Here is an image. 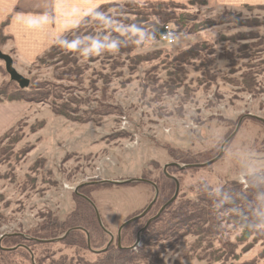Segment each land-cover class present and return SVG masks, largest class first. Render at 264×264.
Returning a JSON list of instances; mask_svg holds the SVG:
<instances>
[{
	"label": "rangeland",
	"instance_id": "374dc122",
	"mask_svg": "<svg viewBox=\"0 0 264 264\" xmlns=\"http://www.w3.org/2000/svg\"><path fill=\"white\" fill-rule=\"evenodd\" d=\"M159 3L163 2H114L63 36H75V50L66 48L62 53L77 58L80 82L57 78L58 71L67 68L63 61L37 59L20 66L14 60L31 83L58 85L52 89L60 96L58 103H68L77 120L56 115L50 102L5 101L13 114L7 124V110L0 107V236L19 233L30 239L43 225L72 220L83 185L98 184L86 196L94 201L110 232L108 241L113 237L115 242L121 224L144 210L155 196L150 183L124 181L155 180L166 164L177 163L173 175L180 193L175 207L186 201L201 203L198 184L204 174L221 186L234 180L246 183L229 148L264 164V2L169 5L166 10L179 19L188 16L179 21L183 30L174 19L168 22L179 37L175 44L151 33L158 20L152 5ZM224 11L237 21L206 22L218 20ZM254 18L259 25L248 23ZM192 24L201 28L191 31ZM194 48L196 53H189L179 65L184 70L178 76L172 59ZM0 66L9 81L3 61ZM43 119L45 126L31 132V125ZM241 119L238 132L224 145ZM223 145L219 159L193 166L216 158ZM187 156L199 161L185 164L179 159ZM157 210L135 227L145 225ZM220 230L209 239L179 225L173 235L148 240L140 235L137 244L136 238L128 246L147 254L159 248V264H264V239L255 243L251 235L245 240L243 229L233 223L223 222ZM68 231L72 229L48 233L46 243L21 242L25 250L7 249L9 253H0V264L95 263L102 254L97 251L108 241L90 249ZM16 242L1 245L12 248ZM223 243L231 244H225V255L209 257L217 249H221L218 256L224 253Z\"/></svg>",
	"mask_w": 264,
	"mask_h": 264
},
{
	"label": "trees",
	"instance_id": "16d2710c",
	"mask_svg": "<svg viewBox=\"0 0 264 264\" xmlns=\"http://www.w3.org/2000/svg\"><path fill=\"white\" fill-rule=\"evenodd\" d=\"M159 2L163 3L152 5V14L156 17V19H158L153 24L154 27L151 31L152 35L158 38H163L162 34L166 32L165 26L169 25L168 22L173 19L179 25L178 29L183 30L182 26L179 24V21L182 20V23L185 22V19H187L188 16H181L179 19V17L175 13H173L172 11L168 12L166 9L169 5L184 6L186 4H184V2L176 1ZM187 2L190 5H194L196 4V2L206 5L208 4L209 0H188ZM149 3L154 2L149 1ZM110 4L113 3L102 4L101 6L96 8L92 13H99L103 8ZM127 5H131V3L128 2ZM256 6L261 8L263 4ZM89 16L90 15L86 16L82 20L80 25L86 22L89 19ZM231 16V12L224 11L222 14H220L218 20L206 22H209L212 25H214L217 21L219 23L234 22L236 19H233ZM9 22L10 17L0 23V46L5 44L10 39V37L5 33V28L9 24ZM248 23H250V25L252 26L259 25L260 20L258 18H254ZM196 28H201V25L192 24V26H190L191 31H194V29ZM59 41L56 42H59L58 45L55 44L51 49L46 51L44 55L39 57L38 60L42 63L46 62L47 60L63 61L64 66H67V68H64L61 71L59 70L57 78L61 77L73 79L77 82H80L79 78L81 73L80 67L78 66L77 58L70 57L67 54L62 53L64 51L63 49L67 48V44L76 45L77 42L75 41V36L73 35L71 37H66L63 39L60 38ZM189 53L194 55L196 53L195 48L188 51L186 50L180 55L174 56V58L172 59L173 65L175 64L174 67H178V76H180L182 74L181 72L184 70L183 68H180L179 65L182 63V61L187 59ZM0 73L3 74L2 66H0ZM5 73L8 74L7 71ZM12 86H14V90H10ZM57 87L58 85L52 82L44 81L32 82L30 83V86L28 88H21L17 82L11 79L9 81H5L4 79L0 85V103H4L5 101L50 102L51 110L53 111V113H55L56 115L67 117L69 119H74L72 116L73 110L72 108H70V105L68 103H58V99L60 98V96H58V94L52 90L53 88L57 89ZM45 124V119L36 122L35 124L31 125V132L38 131L39 129L43 128ZM7 133L8 132H6L4 136H7ZM31 149L32 146L27 148L24 152V155ZM180 155L181 154H177L176 157L178 158L180 157ZM183 157L179 159H181L185 164L199 161L196 156H187L186 158ZM174 167L176 166H170L168 168V172L173 173ZM153 181L158 184L160 191L157 200L150 208L148 214H150L153 210H157L159 208L155 213L156 215L159 212L160 208L174 195L176 190V181L169 178L165 173H163L162 176L157 177ZM204 183L205 182L203 181L202 183L198 184V186L200 187L199 194L201 203L186 201L181 202L182 204L173 207L172 205L175 203L174 201L172 204L167 206L165 210L156 219H154L144 231H141L144 225L136 228L135 224L145 218L148 214L140 219L133 221L132 223L125 226L121 231V246L118 245L117 237V240L113 242L105 251L100 252L102 253L100 258L93 264H159L162 261L160 258L159 248L158 250H155L154 253L147 254L148 251L143 250L142 248H133L132 246L128 245L133 243L140 231L142 237H146V239L148 240L150 238L156 237L157 235L159 236V234L169 236L171 234L173 235V233H175V229L179 225H186L189 231L195 232V234L197 235H203L205 238L210 239L213 238L215 235L221 233L220 229L222 227L223 222L233 223V225H237L239 228L243 229L246 235L244 237L245 240H248L251 235L254 236L253 242L255 243L258 242L259 239H264V227H253L255 220L252 214V209L256 205V192L258 190L264 191V172H259L253 177H246V183L234 180L222 185V194L229 195L231 199L227 202L222 203L218 208L215 205L221 200V197L210 196L208 190L204 186ZM95 185L98 184L83 185L81 189L82 192H80L81 195L78 196L77 207L75 211L71 213V216L73 218L72 220H66L62 223V225L59 226L43 225L42 228L35 234H33L30 239L25 238L21 234H14L5 236L2 242H7L9 240H18V242L14 243V246H16L17 244H21V242H28V245L46 243V240L44 239L45 237H47L48 233H56L58 231L63 230L64 227H67V229H72L71 232L74 233L73 236L76 234L80 237L78 242L85 245L87 248H101L102 244L104 245L108 241V236L110 233L105 228V226L103 227L100 224L95 206L93 205L94 201L92 200V203L91 200L88 199L86 196V194L91 192L90 188L94 187ZM202 203L203 205L201 206ZM190 227L192 230L190 229ZM193 227H195L194 230ZM70 233H68L69 236ZM40 234H43L45 236H41ZM206 241L208 242V240ZM225 244L230 243H223V248L225 250L224 253H221L218 256V253L221 249H217L216 251H214L215 256H213V254H210L209 257L213 259H218L217 257L224 256L227 252ZM106 246L107 245L101 248V250L106 248ZM235 246L237 247L238 245ZM251 246L252 245H250V247ZM19 249H24V247H19L17 250H11L10 252H17ZM231 252L234 253V251L230 250V253ZM0 253H9V251L7 249H4V246L1 245Z\"/></svg>",
	"mask_w": 264,
	"mask_h": 264
},
{
	"label": "crops",
	"instance_id": "0c3cea01",
	"mask_svg": "<svg viewBox=\"0 0 264 264\" xmlns=\"http://www.w3.org/2000/svg\"><path fill=\"white\" fill-rule=\"evenodd\" d=\"M138 1H176L188 0H0V23L10 17L5 33L10 40L2 46L16 65L27 66L35 62L56 42L72 32L96 8L106 3ZM218 5L260 4L264 0H210ZM4 76L0 73V85ZM7 103H0L6 111ZM9 105H12L10 103ZM11 107V106H10ZM11 110V109H9ZM6 111L7 124L13 121V114Z\"/></svg>",
	"mask_w": 264,
	"mask_h": 264
},
{
	"label": "water",
	"instance_id": "95a60500",
	"mask_svg": "<svg viewBox=\"0 0 264 264\" xmlns=\"http://www.w3.org/2000/svg\"><path fill=\"white\" fill-rule=\"evenodd\" d=\"M0 60L4 62V65H5V69L7 71V73L9 74L10 76V79L17 82L19 84V86L21 88H27L30 86V79L27 78L26 76H24L22 73H20L18 71V69L15 67L14 65V59L13 57L9 54V53H6L4 51H1L0 50ZM264 121V119H263ZM241 123H242V119L239 121L237 127H236V130L226 139L224 145L238 132L240 126H241ZM224 145L222 146V151L221 153L214 159L210 160L209 162H206L204 164H195L193 166H196V165H205V164H211L213 163L214 161H216L217 159H219L223 153V148H224ZM173 165H177V163L175 162H172V163H169V164H166L165 167H164V171L167 173V167L168 166H173ZM189 166V165H188ZM169 177L173 178L175 181H176V190H175V193L174 195L172 196V198L170 200H168L159 210V212L153 216L152 218H150L146 225L141 229V231H144L148 225L154 220L156 219L164 210L167 206H169L170 204H172L178 197L179 193H180V183L179 181L177 180V178L175 176H172L170 174H168ZM132 181H146V182H149V180H146V179H142V178H135V179H129V180H126L124 182H132ZM108 182H112V183H122L121 181H109ZM151 184H154L153 182H151ZM157 197H158V190L156 192V195L154 197V199L151 201V203L147 206V208L145 210H143L140 214L126 220L125 222H123V224H121L119 230H118V245L121 246V231L122 229L127 226L128 224L132 223L133 221L137 220V219H140L142 217H144L147 212L150 210V208L152 207V205L155 203V201L157 200ZM92 202V201H91ZM93 203V202H92ZM93 205L95 206V204L93 203ZM95 209H96V213H97V217H98V220L100 222V224L103 226V223H102V220L100 218V214L95 206ZM104 227V226H103ZM70 231V230H69ZM69 231L67 233H69ZM110 233V232H109ZM19 234V233H18ZM8 235H14V234H11V233H5V234H2L0 236V247H1V242L3 240V238L5 236H8ZM22 235V234H21ZM140 235L141 233L139 232L138 235H137V241H136V244L138 243V241L140 240ZM114 241V238L112 237L111 240L108 242L106 248H104L103 250H99L97 251L98 253L102 252V251H105ZM16 247H12V248H4V249H8V250H13V249H16Z\"/></svg>",
	"mask_w": 264,
	"mask_h": 264
},
{
	"label": "clouds",
	"instance_id": "9594fccd",
	"mask_svg": "<svg viewBox=\"0 0 264 264\" xmlns=\"http://www.w3.org/2000/svg\"><path fill=\"white\" fill-rule=\"evenodd\" d=\"M162 35L166 38L169 44H175L179 40V37L175 33V31H166ZM66 47L69 50H75V45L73 44H67ZM227 152L237 159L245 177H253L257 175V173L264 170V164L258 161L251 154L241 156L239 153L235 152L234 148L227 149ZM202 178L205 182L204 186L208 190L209 195L221 197V200L215 205L217 208L220 207L222 203L227 202L231 199L229 195L222 194L221 185L216 183L211 175L204 174ZM252 214L255 220L253 227H264V191L258 190L256 192V205L252 209Z\"/></svg>",
	"mask_w": 264,
	"mask_h": 264
},
{
	"label": "flooded vegetation",
	"instance_id": "af4514ba",
	"mask_svg": "<svg viewBox=\"0 0 264 264\" xmlns=\"http://www.w3.org/2000/svg\"><path fill=\"white\" fill-rule=\"evenodd\" d=\"M169 167H170V166L167 167V170H166L167 173H166L164 170H163V173H165L167 176H168V174L174 176L173 173H169V172H168V168H169ZM168 177H169V176H168ZM169 178H171V177H169ZM142 179H146V178H142ZM171 179H173V178H171ZM146 180H149V179H146ZM173 180H174V179H173ZM141 182H146V181H141ZM151 182H153L154 184H151ZM147 183H150L151 185H153V187L155 188V195H156V192H157V190H158V196H159V191H160V190H159L158 184H157L155 181H153V180H149V182H147ZM154 197H155V196H154ZM157 198H158V197H157ZM153 199H154V198H153ZM153 199H152V200H153ZM150 203H151V202H150ZM150 203H149V204H150ZM149 204H148V205H149ZM148 205H147V206H148ZM147 206L144 208V210L147 208ZM148 212H149V211H148ZM148 212H147V214H148ZM147 214H146V215H147ZM146 215H145V216H146ZM150 218H152V217H150ZM150 218H149V219H150ZM149 219H148V220H149ZM146 223H147V222H146ZM145 225H146V224H145ZM145 225H144V226H145ZM140 232H141V231H140ZM21 245H22V244H18V245H17V248L20 247ZM15 247H16V246H15Z\"/></svg>",
	"mask_w": 264,
	"mask_h": 264
},
{
	"label": "built area",
	"instance_id": "2783aa9c",
	"mask_svg": "<svg viewBox=\"0 0 264 264\" xmlns=\"http://www.w3.org/2000/svg\"><path fill=\"white\" fill-rule=\"evenodd\" d=\"M165 28H166V31H173V30L170 28L169 25H166ZM163 38L166 40V38H165L164 36H163ZM166 41H167V40H166Z\"/></svg>",
	"mask_w": 264,
	"mask_h": 264
}]
</instances>
